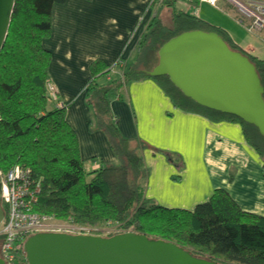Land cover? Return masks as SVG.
<instances>
[{"label":"trees","instance_id":"trees-1","mask_svg":"<svg viewBox=\"0 0 264 264\" xmlns=\"http://www.w3.org/2000/svg\"><path fill=\"white\" fill-rule=\"evenodd\" d=\"M65 2L14 0L0 51V172L21 166L41 178L33 210L56 221L88 229L108 225V237L134 233L172 243L216 264H264V217L242 211L224 190L215 189L190 210L166 208L146 198L140 152L148 147L140 140L124 138L110 110L111 99L120 97L125 84L151 80L180 111L201 116L214 126L236 124L246 145L260 157L264 174V138L253 126L197 105L166 76L149 75L165 42L188 31L213 32L253 65L264 101V61L243 52L221 28L176 7L177 2L195 6L199 0H150L151 17L136 43L135 59L109 79L112 68L106 62L89 65L85 103L116 163L87 171L79 157L76 133L65 120L66 106L59 108L56 102L50 106L46 89L51 58L43 42L50 36L53 6ZM161 7L171 9L168 26L160 19Z\"/></svg>","mask_w":264,"mask_h":264},{"label":"crops","instance_id":"crops-1","mask_svg":"<svg viewBox=\"0 0 264 264\" xmlns=\"http://www.w3.org/2000/svg\"><path fill=\"white\" fill-rule=\"evenodd\" d=\"M149 1L66 0L53 6L50 36L43 42L51 58L50 86L55 101L66 106L65 120L76 133L87 171L116 163L85 103L89 65L106 62L112 68L109 79L119 73L116 67L134 60L136 43L151 17ZM119 93L111 99L110 110L120 133L148 147L140 152L146 198L160 197L171 208L182 209L205 202L221 189L242 211L264 217L262 161L246 145L236 124L214 126L201 116L180 111L151 80L129 82ZM164 156L176 162V169ZM160 187H170L173 201Z\"/></svg>","mask_w":264,"mask_h":264},{"label":"water","instance_id":"water-1","mask_svg":"<svg viewBox=\"0 0 264 264\" xmlns=\"http://www.w3.org/2000/svg\"><path fill=\"white\" fill-rule=\"evenodd\" d=\"M13 6L14 0H0V51ZM157 58V65L149 72L151 77L166 76L197 105L232 115L264 138L263 89L256 71L246 57L229 50L215 33H181L158 49ZM2 219L0 207V223ZM23 252L26 264H216L172 243L128 232L109 238L39 233L25 240Z\"/></svg>","mask_w":264,"mask_h":264},{"label":"built area","instance_id":"built-area-1","mask_svg":"<svg viewBox=\"0 0 264 264\" xmlns=\"http://www.w3.org/2000/svg\"><path fill=\"white\" fill-rule=\"evenodd\" d=\"M219 1L199 0L215 8ZM225 1L234 4L238 22L248 21V32L262 34L261 41L264 43V0ZM48 90L53 97V89L48 87ZM0 181V205L4 214L0 224V259L4 264H24L25 258L17 259L15 256L17 249L14 244L30 235L49 232L44 228L50 217L33 211L42 179L34 177L27 167L15 166L0 173ZM64 232L74 234L78 233V229L67 227Z\"/></svg>","mask_w":264,"mask_h":264},{"label":"rangeland","instance_id":"rangeland-1","mask_svg":"<svg viewBox=\"0 0 264 264\" xmlns=\"http://www.w3.org/2000/svg\"><path fill=\"white\" fill-rule=\"evenodd\" d=\"M224 1L220 0L217 3L216 8L211 7L201 2H199L195 6L184 5V4H180L177 2L176 7L184 10L188 14L194 13L196 11L195 16H197L198 18H201L204 21H207L213 26H217L221 28L226 33H228V35H230L229 37H231L234 41H236L237 44L240 45L243 52H246V53L248 52L252 56L258 58L259 60L264 61V43L261 41L262 34L248 32L247 28L249 27V22L244 20L243 23H239L238 15L235 9L232 7V5ZM159 15H160V19L162 20V23L165 26L170 25L171 9L166 8V7H161L159 9ZM115 69H116L115 72H118L119 68L116 67ZM50 83L52 84L51 78L49 80V84ZM53 103H54V100L49 99L48 104L52 106ZM164 159H165V162L168 164V166H170L172 169H176V166H175L176 162L170 161L169 158L166 156H164ZM165 168L166 166H164V170ZM145 187H146V181L145 183H143L144 190H145ZM151 188L152 187H150V189ZM160 189L163 191L165 196H167V194H170V198L173 201V193L170 190V187H166V188L160 187ZM152 201L154 204L156 203L157 205L159 204V205H163L169 208L173 207L172 204H168L167 200L165 202L161 200L160 197H157L156 200L153 199ZM191 208H193V206H187V207L185 206V208H182V209H191ZM59 227H62V228H59ZM67 227H72V225L68 223L59 222V221H56L50 218V220L47 221V225L45 226L44 231L64 232L66 231ZM84 229H88V228H84ZM92 230L93 231L91 233L86 234V235L103 237L111 233V230L108 225L101 227V228H94ZM84 231L87 232L89 230H84ZM23 243H24V240H21L14 244V247L17 249V253H15V256L17 257V259L25 258L21 251Z\"/></svg>","mask_w":264,"mask_h":264},{"label":"clouds","instance_id":"clouds-1","mask_svg":"<svg viewBox=\"0 0 264 264\" xmlns=\"http://www.w3.org/2000/svg\"><path fill=\"white\" fill-rule=\"evenodd\" d=\"M193 16V15H192ZM122 66V65H121ZM121 68V67H120ZM48 87H51L50 86V84H48L47 85V93H48V96H49V98L51 99V100H54V102H56V106L57 107H61V106H59V104L57 103V101H55V99H56V94H55V92H54V89H53V97L51 96V93H50V91L48 90ZM15 167V166H14ZM12 168V167H11ZM0 173H3V172H0ZM37 203V202H36ZM0 207H1V205H0ZM2 209V208H1ZM34 211V210H33ZM2 212H3V210H2ZM3 216H4V214H3ZM46 216V215H45ZM49 217V216H48ZM51 218V217H50ZM3 220V219H2ZM2 222V221H1ZM1 224V223H0ZM72 227H74V226H72ZM74 228H76V229H78V233H74V234H71V233H66V232H56V231H51V232H40V233H66V234H69V235H86V234H89V233H91L93 230L92 229H84V228H78V227H74ZM84 230H89V231H87V232H85ZM36 234H39V233H36ZM120 234H122V233H120ZM34 235V234H33ZM33 235H30V236H28V237H26L25 239H24V242H25V240L27 239V238H29V237H31V236H33ZM114 235H117V234H114ZM109 236V234L108 235H105V236H100V237H102V238H109L108 237ZM113 236V235H112ZM111 237V236H110ZM24 244V243H23ZM23 244H22V249H21V251H22V253L24 254V252H23ZM24 257H25V254H24ZM4 264V263H3ZM24 264H26V257H25V262H24Z\"/></svg>","mask_w":264,"mask_h":264},{"label":"bare ground","instance_id":"bare-ground-1","mask_svg":"<svg viewBox=\"0 0 264 264\" xmlns=\"http://www.w3.org/2000/svg\"><path fill=\"white\" fill-rule=\"evenodd\" d=\"M228 4L232 5V7L234 8V4L232 2H227Z\"/></svg>","mask_w":264,"mask_h":264}]
</instances>
